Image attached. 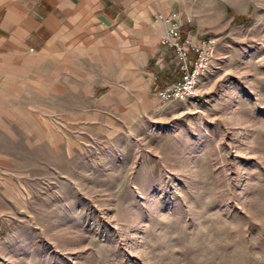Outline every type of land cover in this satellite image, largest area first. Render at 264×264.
I'll use <instances>...</instances> for the list:
<instances>
[{
  "label": "rangeland",
  "instance_id": "rangeland-1",
  "mask_svg": "<svg viewBox=\"0 0 264 264\" xmlns=\"http://www.w3.org/2000/svg\"><path fill=\"white\" fill-rule=\"evenodd\" d=\"M175 12L216 38L192 99L112 35L0 85V264H264V0Z\"/></svg>",
  "mask_w": 264,
  "mask_h": 264
},
{
  "label": "crops",
  "instance_id": "crops-1",
  "mask_svg": "<svg viewBox=\"0 0 264 264\" xmlns=\"http://www.w3.org/2000/svg\"><path fill=\"white\" fill-rule=\"evenodd\" d=\"M193 0H0V85L16 82L28 69L40 67L47 48L50 55L70 50L72 41L103 43L106 36L119 39L117 49L130 53L126 60L136 66L135 53L166 54L158 43L164 25L157 14L181 9ZM178 14V13H177ZM179 16V14H178ZM122 38L125 40L122 46ZM67 45V48L62 49ZM159 45V46H158ZM156 56L161 65L164 57ZM171 60V57L170 59Z\"/></svg>",
  "mask_w": 264,
  "mask_h": 264
},
{
  "label": "built area",
  "instance_id": "built-area-1",
  "mask_svg": "<svg viewBox=\"0 0 264 264\" xmlns=\"http://www.w3.org/2000/svg\"><path fill=\"white\" fill-rule=\"evenodd\" d=\"M155 20L164 25L158 43L168 50L174 77L164 84H154L153 92L159 101L184 100L196 97V87L208 69L216 38L196 36L185 32L176 12L157 14Z\"/></svg>",
  "mask_w": 264,
  "mask_h": 264
}]
</instances>
